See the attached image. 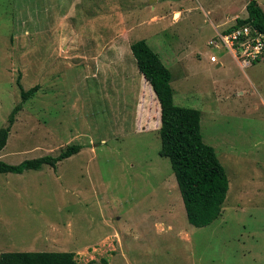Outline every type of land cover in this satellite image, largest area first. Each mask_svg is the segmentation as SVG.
I'll return each mask as SVG.
<instances>
[{
	"label": "rangeland",
	"instance_id": "1",
	"mask_svg": "<svg viewBox=\"0 0 264 264\" xmlns=\"http://www.w3.org/2000/svg\"><path fill=\"white\" fill-rule=\"evenodd\" d=\"M248 2L0 0V129L20 101L16 82L38 86L0 160L82 147L55 168L0 175V260L72 252L78 264H264V60L208 48ZM138 40L170 69L174 104L200 111L202 139L226 171L221 215L206 227L188 223L158 154L159 105L130 51Z\"/></svg>",
	"mask_w": 264,
	"mask_h": 264
},
{
	"label": "trees",
	"instance_id": "2",
	"mask_svg": "<svg viewBox=\"0 0 264 264\" xmlns=\"http://www.w3.org/2000/svg\"><path fill=\"white\" fill-rule=\"evenodd\" d=\"M247 16L237 19L232 27L251 24L264 34V12L256 0H249ZM136 67L149 84L159 105L160 157L170 162L177 187L190 225L202 228L213 223L221 215L228 191V178L213 147L207 145L201 135L199 110L174 104L171 72L145 40L130 45ZM20 101L10 112L6 125L0 129V152L15 123L23 104L32 97L38 86L24 90L19 81ZM78 144L68 145L56 156L46 155L10 165L0 160V175H20L26 171H39L56 165L77 154ZM91 263V262H89ZM88 263V264H89ZM0 264H78L72 252H29L6 254Z\"/></svg>",
	"mask_w": 264,
	"mask_h": 264
},
{
	"label": "built area",
	"instance_id": "3",
	"mask_svg": "<svg viewBox=\"0 0 264 264\" xmlns=\"http://www.w3.org/2000/svg\"><path fill=\"white\" fill-rule=\"evenodd\" d=\"M209 42V49H223L244 65L264 60V34L251 24L226 29L215 34ZM217 57L212 55L209 60L216 63Z\"/></svg>",
	"mask_w": 264,
	"mask_h": 264
},
{
	"label": "bare ground",
	"instance_id": "4",
	"mask_svg": "<svg viewBox=\"0 0 264 264\" xmlns=\"http://www.w3.org/2000/svg\"><path fill=\"white\" fill-rule=\"evenodd\" d=\"M174 17H175V18H178V17H179V14H178V13H175V14H174Z\"/></svg>",
	"mask_w": 264,
	"mask_h": 264
},
{
	"label": "crops",
	"instance_id": "5",
	"mask_svg": "<svg viewBox=\"0 0 264 264\" xmlns=\"http://www.w3.org/2000/svg\"><path fill=\"white\" fill-rule=\"evenodd\" d=\"M214 27H215V31L218 30V28H217L216 26H214ZM219 31H220V30H219ZM217 65H219V63H218ZM220 65H221V63H220ZM220 65H219V67H220Z\"/></svg>",
	"mask_w": 264,
	"mask_h": 264
}]
</instances>
